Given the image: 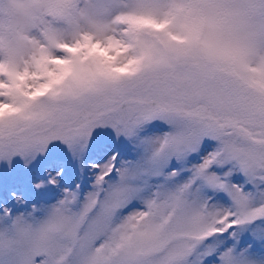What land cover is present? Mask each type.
<instances>
[{"label":"snow or ice","instance_id":"1","mask_svg":"<svg viewBox=\"0 0 264 264\" xmlns=\"http://www.w3.org/2000/svg\"><path fill=\"white\" fill-rule=\"evenodd\" d=\"M0 264H264V0H0Z\"/></svg>","mask_w":264,"mask_h":264}]
</instances>
